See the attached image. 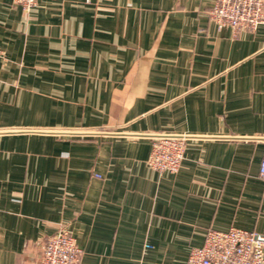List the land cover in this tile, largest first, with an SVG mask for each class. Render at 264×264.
Wrapping results in <instances>:
<instances>
[{"label":"crops","instance_id":"0c3cea01","mask_svg":"<svg viewBox=\"0 0 264 264\" xmlns=\"http://www.w3.org/2000/svg\"><path fill=\"white\" fill-rule=\"evenodd\" d=\"M215 0H0V264H186L209 230L264 234V23ZM190 134L175 173L153 138Z\"/></svg>","mask_w":264,"mask_h":264},{"label":"built area","instance_id":"2783aa9c","mask_svg":"<svg viewBox=\"0 0 264 264\" xmlns=\"http://www.w3.org/2000/svg\"><path fill=\"white\" fill-rule=\"evenodd\" d=\"M25 10L39 0H14ZM219 28L256 29L264 23V0H215L209 11ZM2 51L0 50V56ZM190 134H160L153 138L148 165L160 172L175 173L185 157ZM264 178V152L260 167ZM40 264H79L82 250L75 236L62 228L42 244ZM186 264H264V234L238 227L211 229L204 243L191 249Z\"/></svg>","mask_w":264,"mask_h":264}]
</instances>
